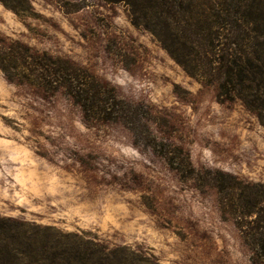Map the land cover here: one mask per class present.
<instances>
[{"label":"rangeland","instance_id":"1","mask_svg":"<svg viewBox=\"0 0 264 264\" xmlns=\"http://www.w3.org/2000/svg\"><path fill=\"white\" fill-rule=\"evenodd\" d=\"M60 1L80 9L28 0L31 15L21 16L0 2V36L68 60L125 100L148 106L152 133L183 149L195 169L264 186V108L218 102L200 72L184 69L163 48L167 21L151 17L147 6ZM223 1L230 16L220 43L236 29L230 21L239 0ZM246 2L249 27L264 32V0ZM208 3L173 0L176 39L184 28L204 32L191 18L212 12ZM259 43L253 51L264 62V38ZM188 62L197 65L195 53ZM200 185L134 144L120 125H87L65 97L41 96L0 71V219L50 227L71 243L79 237L127 249L147 264H264L220 214L216 192Z\"/></svg>","mask_w":264,"mask_h":264},{"label":"trees","instance_id":"2","mask_svg":"<svg viewBox=\"0 0 264 264\" xmlns=\"http://www.w3.org/2000/svg\"><path fill=\"white\" fill-rule=\"evenodd\" d=\"M101 1H131L134 5L147 6L151 17L167 21L165 31L161 32V36L165 37L163 48L184 69L200 72L204 83L216 88L218 102L239 99L249 109L264 108V62L263 57L253 51L254 46L260 47L259 40L264 38V32L249 27L244 12L247 0L236 3L235 18L230 21L236 29L230 34L225 33L224 43L219 42V37L230 13L226 11L223 0H209L212 12L204 10V17L202 13H196L195 18H191L194 28L204 23L203 33L184 28L178 39L170 24L173 0ZM0 2L18 15H31L28 0ZM58 2L67 13L80 9H70L68 3ZM133 15L137 18L134 12ZM147 15L148 12H145L142 16L146 19ZM201 17L204 19L201 20ZM191 52L198 60L195 66H189ZM0 71L8 82L27 85L41 96L65 97L79 109L87 125H120L131 134L134 144L162 158L169 170L181 179L197 181L202 184L201 188L214 190L220 214L234 223L252 255L264 258L263 185L219 171L195 169L183 149L158 139L152 133V114L148 106L125 100L114 87L68 60L52 57L0 36ZM77 239L80 240L79 237ZM78 241L71 243L69 235L60 236L50 227L0 219V264H126L129 257V264L150 263L135 253L127 255V249H109L99 243Z\"/></svg>","mask_w":264,"mask_h":264}]
</instances>
